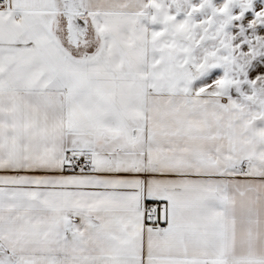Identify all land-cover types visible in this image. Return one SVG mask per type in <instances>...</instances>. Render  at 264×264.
I'll list each match as a JSON object with an SVG mask.
<instances>
[{
    "label": "snow or ice",
    "instance_id": "snow-or-ice-1",
    "mask_svg": "<svg viewBox=\"0 0 264 264\" xmlns=\"http://www.w3.org/2000/svg\"><path fill=\"white\" fill-rule=\"evenodd\" d=\"M0 264H264V0H0Z\"/></svg>",
    "mask_w": 264,
    "mask_h": 264
}]
</instances>
